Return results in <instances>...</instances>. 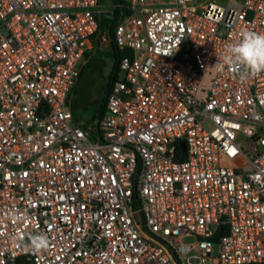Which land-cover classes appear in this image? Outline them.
<instances>
[{"label": "built area", "instance_id": "2783aa9c", "mask_svg": "<svg viewBox=\"0 0 264 264\" xmlns=\"http://www.w3.org/2000/svg\"><path fill=\"white\" fill-rule=\"evenodd\" d=\"M126 9L87 122L72 97L101 0H0V264H264V70L223 59L264 34V0Z\"/></svg>", "mask_w": 264, "mask_h": 264}, {"label": "rangeland", "instance_id": "374dc122", "mask_svg": "<svg viewBox=\"0 0 264 264\" xmlns=\"http://www.w3.org/2000/svg\"><path fill=\"white\" fill-rule=\"evenodd\" d=\"M113 10V4H111V6L107 7V10L104 11V14L108 17V14H110ZM108 35V29L102 30L96 39L97 44H111V41L108 39ZM102 58L105 61L100 59L101 61L97 64V68L91 65L84 71V75L77 86L75 98L73 100V109L76 116L79 118L89 119L92 115L97 114L100 109L103 89L107 80V75H104V73H107L108 65L107 59L103 55ZM120 76L122 77L123 74L120 73ZM222 161L229 164V161L225 158Z\"/></svg>", "mask_w": 264, "mask_h": 264}, {"label": "clouds", "instance_id": "9594fccd", "mask_svg": "<svg viewBox=\"0 0 264 264\" xmlns=\"http://www.w3.org/2000/svg\"><path fill=\"white\" fill-rule=\"evenodd\" d=\"M224 62L231 66L246 68L249 72L264 70V34L245 32L241 39L226 45L223 55ZM248 72H242L245 77ZM49 241L46 235L37 234L30 238V248L39 252L47 247Z\"/></svg>", "mask_w": 264, "mask_h": 264}, {"label": "trees", "instance_id": "16d2710c", "mask_svg": "<svg viewBox=\"0 0 264 264\" xmlns=\"http://www.w3.org/2000/svg\"><path fill=\"white\" fill-rule=\"evenodd\" d=\"M112 1L116 5L115 10H114V17H113V15H112L111 18L107 17V16H104V15H101V18H100V31H102L104 29H109L111 37H113V27H114L115 22L120 19V17H121L123 12L124 13L127 12V9H126L127 3L125 2V0H112ZM111 43H112L113 48H114L115 62H114L111 74L107 78V83H106V85L104 86V89H103V97H102V100H101V103H100V109L98 111L99 114H103L105 112V110H106V95L109 92L113 82L116 81L118 79V77H119V62H120V59H121V57L124 54L128 53V51L119 48V46L116 44V42L114 40ZM92 61H93L92 57L86 58V61H85L84 65H83V67H82V71H81V74L79 76V79L82 78V76L84 75V71L89 66L92 65V63H93ZM74 93H76V86L74 88L73 95H74ZM72 99H73V97H72ZM73 112H74V109H73ZM74 114H75V112H74ZM254 264H256V263H254Z\"/></svg>", "mask_w": 264, "mask_h": 264}, {"label": "crops", "instance_id": "0c3cea01", "mask_svg": "<svg viewBox=\"0 0 264 264\" xmlns=\"http://www.w3.org/2000/svg\"><path fill=\"white\" fill-rule=\"evenodd\" d=\"M125 2L127 3V1L125 0ZM101 3H102V8H103V13L101 15H104V11L107 10V7L111 6V4H113V8L115 10V7L116 5L113 3L112 0H101ZM114 10L108 14V17H114ZM123 15V13H122ZM121 15V16H122ZM121 18V17H120ZM105 30V29H104ZM109 30V29H108ZM110 31V30H109ZM107 59V73H104V75H107V78L109 77V75L111 74V71L113 69V65H114V62H115V53H114V48H113V45L112 43L109 44V45H100V44H97V41H96V38H94L91 42V45H90V48L87 52V55H86V58L88 57H92V65L97 68V64L101 61L100 59L104 60L102 58V55ZM105 61V60H104ZM104 69V68H103ZM103 75V76H104ZM83 77V76H82ZM82 78H80L78 81H77V84H76V89H77V86L80 82ZM106 83H107V80H106ZM105 83V85H106ZM75 98V93L73 95V99ZM74 104V103H73ZM98 114V113H97ZM97 114H94L92 115L89 119H86V118H79L78 116H76V114H74L75 118L77 120H84V121H87V122H90Z\"/></svg>", "mask_w": 264, "mask_h": 264}, {"label": "water", "instance_id": "95a60500", "mask_svg": "<svg viewBox=\"0 0 264 264\" xmlns=\"http://www.w3.org/2000/svg\"><path fill=\"white\" fill-rule=\"evenodd\" d=\"M182 148H185V145H184V143L182 144Z\"/></svg>", "mask_w": 264, "mask_h": 264}]
</instances>
